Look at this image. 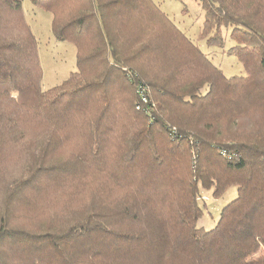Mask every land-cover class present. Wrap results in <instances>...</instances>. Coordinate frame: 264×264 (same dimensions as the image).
<instances>
[{"label": "trees", "instance_id": "obj_1", "mask_svg": "<svg viewBox=\"0 0 264 264\" xmlns=\"http://www.w3.org/2000/svg\"><path fill=\"white\" fill-rule=\"evenodd\" d=\"M77 71L44 91L0 0V264H264V0H200L227 77L153 0H30ZM237 198L196 228L200 189Z\"/></svg>", "mask_w": 264, "mask_h": 264}, {"label": "rangeland", "instance_id": "obj_2", "mask_svg": "<svg viewBox=\"0 0 264 264\" xmlns=\"http://www.w3.org/2000/svg\"><path fill=\"white\" fill-rule=\"evenodd\" d=\"M163 12L180 28L189 39L211 59L227 77L246 76L239 59L229 55L228 51L235 43L231 39V30H224L226 40L224 48L208 47L200 39L206 12L200 0H153ZM23 11L32 32L37 38L39 58L43 69L42 88L44 91L59 86L72 73L77 71L76 47L68 42L58 41L51 30L52 15L34 6L30 0H23ZM237 187H231L222 198H215L212 190L200 189V207L202 215L196 228L210 230L220 218L221 210L237 198Z\"/></svg>", "mask_w": 264, "mask_h": 264}]
</instances>
